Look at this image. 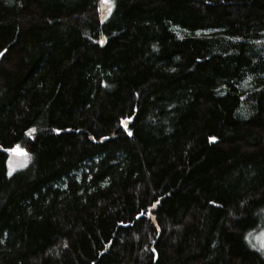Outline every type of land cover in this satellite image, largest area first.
Instances as JSON below:
<instances>
[{"label":"trees","instance_id":"1","mask_svg":"<svg viewBox=\"0 0 264 264\" xmlns=\"http://www.w3.org/2000/svg\"><path fill=\"white\" fill-rule=\"evenodd\" d=\"M263 228L264 0H0V264H264Z\"/></svg>","mask_w":264,"mask_h":264},{"label":"rangeland","instance_id":"2","mask_svg":"<svg viewBox=\"0 0 264 264\" xmlns=\"http://www.w3.org/2000/svg\"><path fill=\"white\" fill-rule=\"evenodd\" d=\"M101 1H102V5H106V9H107L111 0H109V3H104L103 0ZM103 10H105V8ZM16 150L17 149L11 152V158L9 160V171L10 172L24 166L27 162V158L23 154L24 151L19 149L20 151L18 152ZM248 242L257 251L264 254V228L250 235L248 237Z\"/></svg>","mask_w":264,"mask_h":264},{"label":"snow or ice","instance_id":"3","mask_svg":"<svg viewBox=\"0 0 264 264\" xmlns=\"http://www.w3.org/2000/svg\"><path fill=\"white\" fill-rule=\"evenodd\" d=\"M103 2L104 3H109V0H103ZM109 11H111V8H109ZM122 123H123V121H122ZM130 135H131V133H129ZM212 139H214V138H212ZM16 151H20L19 149H17ZM24 155H26V153H23Z\"/></svg>","mask_w":264,"mask_h":264},{"label":"water","instance_id":"4","mask_svg":"<svg viewBox=\"0 0 264 264\" xmlns=\"http://www.w3.org/2000/svg\"><path fill=\"white\" fill-rule=\"evenodd\" d=\"M153 209H154V208H152L151 211H152ZM151 217H153V216L151 215Z\"/></svg>","mask_w":264,"mask_h":264}]
</instances>
